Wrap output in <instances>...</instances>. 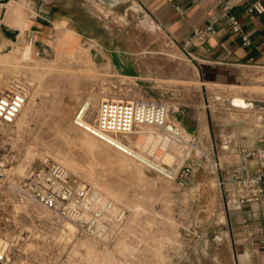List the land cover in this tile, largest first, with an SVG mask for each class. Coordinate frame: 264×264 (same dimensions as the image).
Wrapping results in <instances>:
<instances>
[{
  "label": "rangeland",
  "instance_id": "374dc122",
  "mask_svg": "<svg viewBox=\"0 0 264 264\" xmlns=\"http://www.w3.org/2000/svg\"><path fill=\"white\" fill-rule=\"evenodd\" d=\"M41 1L57 8L11 0L6 7L21 13L14 22L13 11H0L1 55L19 64L17 70L0 64V74L30 89L25 114L0 126V238L9 245L11 264H237L229 194L239 157L224 147L233 137L252 146L264 136V71L237 86L204 87L193 63L139 0ZM38 15L50 21L31 25ZM64 38L69 54L57 51ZM106 95L162 100L170 121L199 135L209 153L204 170L184 184L170 181L78 127L75 114L93 96L91 122ZM46 161L65 165L74 180L128 210L120 236L104 243L78 230L73 235L66 220L27 199L21 181Z\"/></svg>",
  "mask_w": 264,
  "mask_h": 264
},
{
  "label": "built area",
  "instance_id": "2783aa9c",
  "mask_svg": "<svg viewBox=\"0 0 264 264\" xmlns=\"http://www.w3.org/2000/svg\"><path fill=\"white\" fill-rule=\"evenodd\" d=\"M224 10L228 11L229 7L225 6ZM248 12L264 14V5L257 2ZM229 21L235 32L242 31L235 17H230ZM217 24L218 18L210 17L204 26L194 30L183 49L188 52L190 48L204 46L217 34ZM243 43L251 45L247 35L243 36ZM27 98L28 87L21 79H13L6 89L0 90V126H10L16 121ZM248 104L253 108L251 102ZM87 106L88 103L75 117L78 127L170 181L186 183L204 170L209 161V153L198 137L169 120V108L162 100L108 97L99 103L94 119L85 123ZM143 127L156 129L167 148L152 152L150 144L137 147L119 140L135 136ZM260 142L263 145L255 148L243 146L235 138L225 143L224 150L230 154H235L230 152L235 150L239 157L230 170L232 205L264 206V136ZM171 147L178 148L180 154L171 152ZM168 153L175 156L171 164L165 161ZM21 187L30 200L76 226L80 235L98 242H109L120 236L129 219L128 210L87 184L74 180L69 169L58 162L46 161L31 166ZM251 246L253 253H262L264 257V248L255 247L253 242ZM11 261L9 245L0 238V264H11Z\"/></svg>",
  "mask_w": 264,
  "mask_h": 264
},
{
  "label": "crops",
  "instance_id": "0c3cea01",
  "mask_svg": "<svg viewBox=\"0 0 264 264\" xmlns=\"http://www.w3.org/2000/svg\"><path fill=\"white\" fill-rule=\"evenodd\" d=\"M10 1L1 3L0 11ZM26 1L30 2L35 9L57 8L56 5L42 4L41 0ZM91 1L98 3V0ZM111 1L115 2V0ZM139 1L170 34L189 62L193 63L204 87L237 86L248 74L264 71V14L248 12V8L257 2L264 5V0ZM225 6L229 7L228 11L224 10ZM212 16L218 18L217 34L204 46L193 47L186 52L183 49L184 43L192 37L196 28L204 26ZM232 16L241 24V32H235L230 25L229 20ZM49 21V16L38 15L31 25H44ZM244 35L251 40L250 46L244 45ZM187 129L191 130L188 127ZM191 132L196 134L195 131ZM196 136L200 140L199 135L196 134ZM262 137L252 144L253 147L249 146L248 140L242 137L233 138L240 140L243 146L255 148L263 145L260 142ZM230 152L237 153L235 150ZM230 215L237 264H264L262 253H253L251 246L253 242L255 247L264 248V206L260 204L233 205Z\"/></svg>",
  "mask_w": 264,
  "mask_h": 264
},
{
  "label": "bare ground",
  "instance_id": "6f19581e",
  "mask_svg": "<svg viewBox=\"0 0 264 264\" xmlns=\"http://www.w3.org/2000/svg\"><path fill=\"white\" fill-rule=\"evenodd\" d=\"M10 5H8L7 8V11H10V12H14V15L12 16V19H13V22L16 21L17 19H19L21 17V13H19L17 10H14L13 9H10ZM68 40L66 38H64L57 51L59 54H69V52L67 51L66 49V46L68 45ZM85 49V48H84ZM78 50H82L81 47H78ZM87 50V49H86ZM82 52V51H81ZM80 54L83 55V57L87 60V61H90V55L88 52H82ZM59 59V58H58ZM57 59V60H58ZM67 59V58H66ZM61 61V60H60ZM63 61V60H62ZM85 62V60H84ZM67 63V62H66ZM0 64H3L5 65L4 67L6 68H13V69H16L17 66L19 65L18 63H11L10 61L7 60V58L5 56H2L1 55V51H0ZM17 70V69H16ZM50 70V69H49ZM8 82V81H7ZM6 80L3 78V76H1L0 74V89H3V88H7L8 87V84ZM103 93V92H102ZM105 94V93H103ZM29 95H30V89L28 90V98H29ZM92 95V94H91ZM99 96V95H98ZM97 96V97H98ZM110 96V95H109ZM31 97V96H30ZM108 96L106 95V97H103L101 96L99 99H100V102L103 100V99H106ZM93 96L88 100V106L86 107L85 111H86V119H85V123H89L88 119L91 118V115L93 113V109L95 108V102L93 100ZM115 98V97H113ZM115 99H118V98H115ZM32 100H34V96L32 98ZM247 101L246 100H242V99H236L235 100V103L244 108V109H247L248 108V102L246 103ZM27 104V103H26ZM26 104L25 106L23 107V109L21 110L20 115H23L25 114V110H26ZM29 106V105H28ZM80 111V110H79ZM79 111L75 114V116L79 113ZM75 116H74V119H75ZM19 118V117H17ZM17 120V119H16ZM20 120V119H19ZM24 121V119H23ZM23 121L21 123H23ZM22 126V125H21ZM18 127V126H17ZM83 130V129H82ZM85 131V130H84ZM86 132V131H85ZM88 133V132H87ZM90 134V133H89ZM93 136V135H92ZM95 137V136H94ZM76 138V137H75ZM119 140L121 142H125L126 143H129L131 146H137V147H140L141 145L143 144H150L151 145V151L154 152V151H157V150H163V149H166L167 148V144L162 140V138H160V135L157 133L156 129L154 128H149V127H143L141 128L140 130H138V132L135 134V136L131 137V136H128L126 137L125 139L123 138H119ZM76 141V140H75ZM103 142V141H102ZM100 143V142H99ZM108 147H111V146H108ZM115 150V149H114ZM170 151L171 152H174V153H178L180 154V150L176 147H171L170 148ZM34 156V152L29 150L27 152V157L30 159V158H33ZM129 158V157H128ZM126 160V159H125ZM175 160V156L171 153H168L165 157V161L169 164H171L173 161ZM125 162V161H124ZM18 170H20L19 174L20 175H24L25 174V169L24 167H20ZM18 173V171H17ZM101 191V190H100ZM99 191V192H100ZM103 194V192H100ZM104 196H106L105 194H103ZM108 197V196H106ZM109 198V197H108ZM27 199L29 200V198L27 197ZM111 199V198H110ZM130 217V216H129ZM135 217V216H134ZM64 227L67 231H69L71 234L75 235V233H77V229L76 227L69 223V222H66L64 223ZM4 234H10L9 231H6ZM71 238V237H70ZM98 242V241H96ZM94 244V243H93ZM93 249V248H91ZM120 249V248H119Z\"/></svg>",
  "mask_w": 264,
  "mask_h": 264
},
{
  "label": "water",
  "instance_id": "95a60500",
  "mask_svg": "<svg viewBox=\"0 0 264 264\" xmlns=\"http://www.w3.org/2000/svg\"><path fill=\"white\" fill-rule=\"evenodd\" d=\"M5 1H6V0H0V4L3 3V2H5Z\"/></svg>",
  "mask_w": 264,
  "mask_h": 264
}]
</instances>
